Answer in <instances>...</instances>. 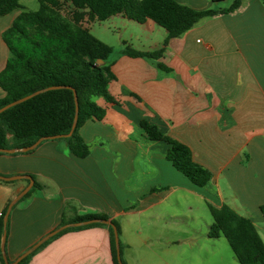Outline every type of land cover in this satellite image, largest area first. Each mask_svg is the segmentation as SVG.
I'll use <instances>...</instances> for the list:
<instances>
[{
  "label": "crops",
  "instance_id": "1",
  "mask_svg": "<svg viewBox=\"0 0 264 264\" xmlns=\"http://www.w3.org/2000/svg\"><path fill=\"white\" fill-rule=\"evenodd\" d=\"M176 1L204 11L227 0ZM109 20L119 26L116 42L95 36L98 22L90 32L120 52L165 49L157 62L166 70L154 60L118 55L110 92L119 104L99 100L107 107L106 119L89 121L79 131L90 157L77 158L66 142L54 140L31 152L0 154V175H28L39 185L10 212L8 262L60 227L64 216L105 215L120 226L124 264H239L222 255L225 238L209 237L213 219L204 210L227 205L256 227L264 222V0H244L237 13L203 21L167 46L166 30L151 20ZM0 49L1 73L9 51L5 43ZM142 120L188 146L194 161L213 174L211 183L198 188L177 171L167 160L170 145L150 141ZM29 184L0 181V220ZM190 231L198 235L190 237ZM185 244L203 258L181 254ZM28 264H114L110 232H68Z\"/></svg>",
  "mask_w": 264,
  "mask_h": 264
},
{
  "label": "trees",
  "instance_id": "2",
  "mask_svg": "<svg viewBox=\"0 0 264 264\" xmlns=\"http://www.w3.org/2000/svg\"><path fill=\"white\" fill-rule=\"evenodd\" d=\"M22 1L0 0V17L24 9ZM38 1V11H22L2 35L9 58L0 73V88L5 92V97L0 99V109L38 91L61 88L48 90L0 114V149L27 148L41 138L68 135L76 115L75 91L79 103L77 127L70 138L54 141L66 142L69 152L80 159L91 155L90 146L81 137L80 129L89 121L102 122L107 117V107L99 100L106 104H119V99L110 92V86L116 80L112 68L118 55L154 60L160 69L166 70L162 63L157 62L165 49L147 53L131 48L117 51L90 32L95 22H105L113 17H123L139 24L151 20L166 30L164 46H167L171 40L182 37L203 21L237 13L244 3V0H233L226 9L197 11L176 0ZM99 61L103 64L98 65ZM140 127L150 141H164L170 145L167 160L193 185L206 188L211 183L213 174L194 161L188 146L165 135L159 127L146 120L141 121ZM38 187L35 183L23 199L30 197ZM208 208L213 219L209 237L225 238L239 264H264V241L254 222L227 205L217 208L208 204ZM260 212L264 218V205ZM6 213L7 210L0 220V235L4 232ZM93 219L109 220L105 215L71 219L64 216L60 226ZM112 223L120 234L119 224L115 220ZM93 227L108 228L113 263L119 264L113 229L104 224L69 228L19 264H28L40 249L62 235ZM6 230H9V221ZM0 263L6 264L1 250Z\"/></svg>",
  "mask_w": 264,
  "mask_h": 264
},
{
  "label": "water",
  "instance_id": "3",
  "mask_svg": "<svg viewBox=\"0 0 264 264\" xmlns=\"http://www.w3.org/2000/svg\"><path fill=\"white\" fill-rule=\"evenodd\" d=\"M103 62L99 61L98 65H102ZM61 87H51L48 89H44L41 91H38L28 97H25L23 99H20L16 102H13L5 107H3L2 109H0V114H2L3 112H5L6 110L21 104L31 98H33L34 96H37L41 93H44L48 90H55ZM74 91V89H73ZM75 94V100H76V115H75V120H74V124L72 127L71 132L68 135H62V136H55V137H45V138H41L39 141H37L33 146L31 147H27V148H21V149H0V153H6V154H16V153H27V152H31L34 151L38 146H40L43 142L45 141H49V140H58V139H63V138H70L73 134L74 131L77 127V123H78V115H79V103H78V98H77V94L74 91ZM17 180H29L30 184L29 186L16 198L12 201V203L10 204L8 211L6 213V216L4 218V233H3V237H2V242H1V253L3 256V259L5 261L6 264H19L22 260H24L25 258H27L29 255H31L32 253H34L35 251H37L42 245H44L46 242H48L50 239H52L54 236L58 235L59 233L69 229V228H76V227H83V226H88L91 224H104L107 226L112 227L113 229V233H114V238H115V246H116V251H117V260L119 264H123L122 261V256H121V244H120V235L118 232L117 227L112 223V221L110 220H104V219H93L90 221H86V222H80V223H68L66 225L60 226L57 229H55L54 231L50 232L49 234H47L45 237H43L40 241H38L34 246H32L30 249H28L25 253H23L14 263H9L8 262V258L6 255V240H7V230H6V226H7V222H8V217L10 215V212L13 208V206L20 201L21 199H23L24 196H26L30 190L33 188L34 186V179L31 176L28 175H20V176H15V177H6L3 175H0V181L3 182H14Z\"/></svg>",
  "mask_w": 264,
  "mask_h": 264
},
{
  "label": "rangeland",
  "instance_id": "4",
  "mask_svg": "<svg viewBox=\"0 0 264 264\" xmlns=\"http://www.w3.org/2000/svg\"><path fill=\"white\" fill-rule=\"evenodd\" d=\"M233 0H227V1H220L218 3H212V8L214 9H226L228 8L231 4H232ZM21 4L23 5L24 9H20L18 11H15L14 13L8 15V16H4V17H0V46H3V39H2V32L3 30H6V28L8 26H10L12 24V21L14 20V18L21 13L22 11H38L39 10V1L38 0H23L21 2ZM94 30L93 32H95V36H102L103 35H107L111 38H113L115 41H111L116 42V34L117 33V28L119 27L118 25H115L114 23H112L110 20L106 21V22H98L94 25ZM92 32V31H91ZM115 44V43H114ZM117 51H119V49H116ZM1 52V49H0ZM204 212L206 213V217H209L210 219H212L211 213H209L207 210H204ZM262 216H260L261 218ZM257 229L258 232L260 234V236L262 237L263 241H264V222L259 220L257 221ZM189 236L191 237L192 235H198L197 233H195L194 231H190ZM200 234H202V231H199V236ZM201 237V236H200ZM224 241H226L224 239ZM223 245L225 247V252L222 253L223 256L225 257H229L231 260L232 258H235V255L232 251V249L230 248L229 244H227V242H223ZM178 251L183 254L184 256L187 255H192V253H197L200 257V259L203 258V254L200 253L197 249H192L191 245L185 244L182 245ZM176 254V250H173L171 252V257L175 256ZM219 254V253H217Z\"/></svg>",
  "mask_w": 264,
  "mask_h": 264
}]
</instances>
